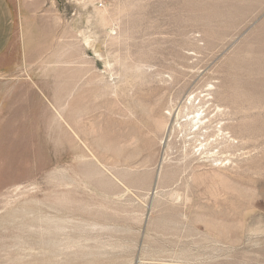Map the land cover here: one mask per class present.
<instances>
[{
    "label": "rangeland",
    "instance_id": "374dc122",
    "mask_svg": "<svg viewBox=\"0 0 264 264\" xmlns=\"http://www.w3.org/2000/svg\"><path fill=\"white\" fill-rule=\"evenodd\" d=\"M7 1L0 264H264V0Z\"/></svg>",
    "mask_w": 264,
    "mask_h": 264
},
{
    "label": "bare ground",
    "instance_id": "6f19581e",
    "mask_svg": "<svg viewBox=\"0 0 264 264\" xmlns=\"http://www.w3.org/2000/svg\"><path fill=\"white\" fill-rule=\"evenodd\" d=\"M197 99H199L198 103L196 102L197 101L196 99L192 100L191 97L188 98V101L191 105V107H188V108L193 113V115H191L190 124H193L196 127L198 126V130H201L203 128H207L206 133H203L205 138L203 140L198 138V140H197V141H201L200 142L201 145H204V140L209 142V140L212 136H217V135H220V133H223V129L221 127V128H218L217 130L211 132V130L208 129L211 126H208L205 124L207 114H205L204 112H206L211 107V104L209 103V102H211V99H212L211 92H209L207 94H203V96H198ZM181 109H183V107Z\"/></svg>",
    "mask_w": 264,
    "mask_h": 264
},
{
    "label": "crops",
    "instance_id": "0c3cea01",
    "mask_svg": "<svg viewBox=\"0 0 264 264\" xmlns=\"http://www.w3.org/2000/svg\"><path fill=\"white\" fill-rule=\"evenodd\" d=\"M13 36V13L7 0H0V56L7 50Z\"/></svg>",
    "mask_w": 264,
    "mask_h": 264
}]
</instances>
